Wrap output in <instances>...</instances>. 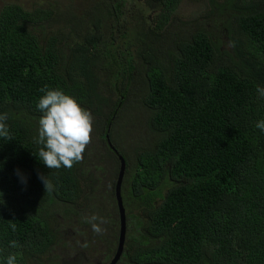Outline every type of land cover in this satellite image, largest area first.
Returning <instances> with one entry per match:
<instances>
[{
    "label": "trees",
    "instance_id": "obj_1",
    "mask_svg": "<svg viewBox=\"0 0 264 264\" xmlns=\"http://www.w3.org/2000/svg\"><path fill=\"white\" fill-rule=\"evenodd\" d=\"M183 1L0 6V264H109L119 155L117 264H264V0H192L194 30L173 17ZM42 88L91 114L96 141L71 169L39 161Z\"/></svg>",
    "mask_w": 264,
    "mask_h": 264
},
{
    "label": "clouds",
    "instance_id": "obj_2",
    "mask_svg": "<svg viewBox=\"0 0 264 264\" xmlns=\"http://www.w3.org/2000/svg\"><path fill=\"white\" fill-rule=\"evenodd\" d=\"M40 91L45 93L39 98L37 104L42 116L38 122V137H34L33 140L34 143L41 145L38 149L39 161L47 169H59L62 166L71 169L75 162H80L83 159L82 154L90 143L91 114L61 90L42 88ZM257 92L261 98H264V88L258 87ZM7 118L6 113L0 114V138L11 139L6 124ZM255 126L264 132V120L257 122ZM17 175L20 176L22 183H26L19 170H17ZM39 179L44 185L45 192L54 190V186L47 176L41 175ZM85 223L91 224L92 231L99 235L103 233L104 229L101 228V225L106 221L103 217L93 215L85 218ZM11 227L15 231L14 223H11ZM10 246L16 247L17 244L12 241ZM16 258V254L9 255L7 264H15Z\"/></svg>",
    "mask_w": 264,
    "mask_h": 264
},
{
    "label": "rangeland",
    "instance_id": "obj_3",
    "mask_svg": "<svg viewBox=\"0 0 264 264\" xmlns=\"http://www.w3.org/2000/svg\"><path fill=\"white\" fill-rule=\"evenodd\" d=\"M92 2L93 0H0V6L3 4L15 3L17 5H20L25 10H32L34 8H46L50 6V8H54L55 10L57 9L58 11L62 10L65 7H68L71 11H73V13L81 14L83 11H89ZM197 11L198 6L196 4H193L192 0H184L179 5L173 17L176 21H193L186 28L189 30H194L197 29V27L200 25L196 22L197 16H195V14L197 13ZM93 17L96 16L94 15V11H91V19H93ZM200 22L206 25V23H204L202 20H200ZM91 139L92 141H90L89 144H91L92 142V146L94 141H96V138L92 136ZM64 237L65 241H68L70 244H73L75 238H78V236L72 234L71 232H69V235L66 234ZM60 253L61 251L58 249V254ZM68 256L72 257L73 255L68 253ZM64 258L67 259L68 257L64 256Z\"/></svg>",
    "mask_w": 264,
    "mask_h": 264
},
{
    "label": "water",
    "instance_id": "obj_4",
    "mask_svg": "<svg viewBox=\"0 0 264 264\" xmlns=\"http://www.w3.org/2000/svg\"><path fill=\"white\" fill-rule=\"evenodd\" d=\"M105 138H106L107 143L111 147V149L114 150V148L110 144L108 133L105 135ZM118 160L120 162V165H119V170H118L114 192H115V200H116L118 218H119V233H118L116 251L112 259L110 260L109 264H117V262L119 261L122 251H123V246H124L125 236H126V211L123 206V202L121 198V184H122V179H123L124 172H125V161L123 157L120 155L118 156Z\"/></svg>",
    "mask_w": 264,
    "mask_h": 264
}]
</instances>
